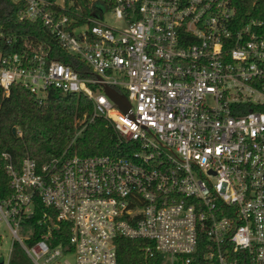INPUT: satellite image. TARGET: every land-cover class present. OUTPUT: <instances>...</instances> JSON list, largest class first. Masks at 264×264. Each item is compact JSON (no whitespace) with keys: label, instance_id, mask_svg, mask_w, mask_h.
<instances>
[{"label":"built area","instance_id":"1","mask_svg":"<svg viewBox=\"0 0 264 264\" xmlns=\"http://www.w3.org/2000/svg\"><path fill=\"white\" fill-rule=\"evenodd\" d=\"M13 1L92 74L0 32V87L83 94L123 143L19 166L1 153L0 221L34 264H117L119 237L150 241L157 264H264V13L235 0H92L87 16L75 0ZM105 85L126 95L127 112ZM38 202L50 223L29 244ZM63 223L68 241L54 244Z\"/></svg>","mask_w":264,"mask_h":264},{"label":"trees","instance_id":"2","mask_svg":"<svg viewBox=\"0 0 264 264\" xmlns=\"http://www.w3.org/2000/svg\"><path fill=\"white\" fill-rule=\"evenodd\" d=\"M92 0H75L74 12L89 15ZM239 12L247 14L264 13V0H235ZM21 3L13 0H0V32L17 39L18 46L25 42L44 43L50 46L49 56L73 67L81 75L92 74L90 68L80 58L67 52L57 38L49 33L41 21L21 20ZM80 9V10H79ZM93 119L91 120V118ZM85 120V124L80 122ZM84 128H83V127ZM23 131L19 137L13 128ZM83 128L80 135L76 133ZM123 143L117 132L102 116H94L93 103L88 97L77 93H63L49 88L43 98L21 85H13L9 94L0 87V197L2 190H8V177L4 172L5 161L1 153L7 151L14 157L17 166L26 155H31L38 162H45L63 153L68 155L94 156L121 153ZM48 209L37 203L36 212L27 221L33 229V244L44 237L48 224L44 214ZM48 219V218H46ZM60 237L54 244L66 243L70 236V224H62ZM58 233V231L56 232ZM152 246L144 239H117V264H157L159 256L147 254V247ZM8 264H34L30 256L20 245L13 242Z\"/></svg>","mask_w":264,"mask_h":264},{"label":"rangeland","instance_id":"3","mask_svg":"<svg viewBox=\"0 0 264 264\" xmlns=\"http://www.w3.org/2000/svg\"><path fill=\"white\" fill-rule=\"evenodd\" d=\"M107 22L110 25H119L120 23L116 20L112 13L107 14ZM24 235V234H22ZM14 237L8 224L4 220L0 221V264L3 261L4 264H8L13 248ZM71 261L75 260L72 255L68 256Z\"/></svg>","mask_w":264,"mask_h":264},{"label":"water","instance_id":"4","mask_svg":"<svg viewBox=\"0 0 264 264\" xmlns=\"http://www.w3.org/2000/svg\"><path fill=\"white\" fill-rule=\"evenodd\" d=\"M104 90L106 94L118 105V107L123 111L127 112L130 109V103L126 97L125 94L119 92L117 89L114 87L105 85ZM16 128H13V133L15 134ZM4 264V262H1Z\"/></svg>","mask_w":264,"mask_h":264}]
</instances>
